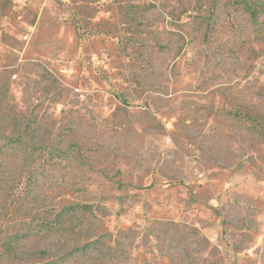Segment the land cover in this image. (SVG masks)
<instances>
[{"label":"rangeland","instance_id":"1","mask_svg":"<svg viewBox=\"0 0 264 264\" xmlns=\"http://www.w3.org/2000/svg\"><path fill=\"white\" fill-rule=\"evenodd\" d=\"M248 2L0 0V264H264Z\"/></svg>","mask_w":264,"mask_h":264},{"label":"trees","instance_id":"2","mask_svg":"<svg viewBox=\"0 0 264 264\" xmlns=\"http://www.w3.org/2000/svg\"><path fill=\"white\" fill-rule=\"evenodd\" d=\"M239 2L251 13V15L256 16L257 11L254 7H252V5L248 2V0H239ZM79 208L88 211V207L86 206L79 205ZM41 264H58V263L49 261V262L41 263Z\"/></svg>","mask_w":264,"mask_h":264}]
</instances>
